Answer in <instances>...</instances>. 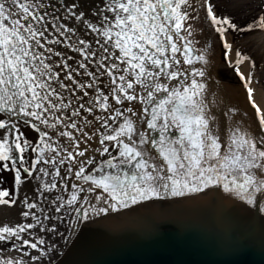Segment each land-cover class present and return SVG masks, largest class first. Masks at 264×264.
Masks as SVG:
<instances>
[{
    "label": "snow or ice",
    "instance_id": "obj_1",
    "mask_svg": "<svg viewBox=\"0 0 264 264\" xmlns=\"http://www.w3.org/2000/svg\"><path fill=\"white\" fill-rule=\"evenodd\" d=\"M220 0H0V264H52L84 221L148 201L222 189L264 212V107L245 82L251 114L222 117L210 91L212 45L264 31ZM231 63V61H229ZM254 69L255 62L251 64ZM246 121H251L248 123ZM253 124L255 127H253ZM31 193V194H29ZM65 231H61V227Z\"/></svg>",
    "mask_w": 264,
    "mask_h": 264
},
{
    "label": "water",
    "instance_id": "obj_2",
    "mask_svg": "<svg viewBox=\"0 0 264 264\" xmlns=\"http://www.w3.org/2000/svg\"><path fill=\"white\" fill-rule=\"evenodd\" d=\"M55 264H264V212L222 189L96 217Z\"/></svg>",
    "mask_w": 264,
    "mask_h": 264
},
{
    "label": "rangeland",
    "instance_id": "obj_3",
    "mask_svg": "<svg viewBox=\"0 0 264 264\" xmlns=\"http://www.w3.org/2000/svg\"><path fill=\"white\" fill-rule=\"evenodd\" d=\"M195 3V0H193ZM221 2V8L220 10L225 15H231L233 17H236L241 22H250L253 15H257L258 13V5L261 3V0H220ZM202 13L200 12V16ZM196 24V33L194 34V38L201 39L202 37V29L204 27L202 17L199 22H194ZM216 38L220 42V46H218V50L220 53V60L214 68H209V71L211 72L212 78H210L209 82L212 84L217 83H227L231 84L232 87L236 90V92H239V90L246 93L245 88V82L240 79L239 75L235 71V68L233 65L236 64V61L240 59V54L247 55L251 57V61H243L238 65L240 69V73H242L246 78L249 75L250 81L251 77H257L258 82L256 84L258 90H263V86L261 84V77H263V65H264V49L260 48L255 51V49L250 45L253 40H257L258 44L261 43L264 40V31H256L249 34H242L237 33L235 37L230 36L229 37V43L233 44V49L231 53L227 56H225V52L222 48V41L219 39L218 35H216ZM199 41V44L197 47L202 48L201 46L202 41ZM212 58V55H211ZM231 61V63H229ZM255 62L256 67L253 69L251 67V64ZM211 67V66H210ZM247 75V76H246ZM248 79V78H247ZM0 181H2V187L5 189H11L12 187V177L10 173H0ZM3 251H7L8 248L0 249ZM60 250V246H59ZM60 251H58L57 254H59Z\"/></svg>",
    "mask_w": 264,
    "mask_h": 264
},
{
    "label": "bare ground",
    "instance_id": "obj_4",
    "mask_svg": "<svg viewBox=\"0 0 264 264\" xmlns=\"http://www.w3.org/2000/svg\"><path fill=\"white\" fill-rule=\"evenodd\" d=\"M201 13H202L201 17L203 20L204 27L202 29V36H201L202 38L201 39L199 38V39L202 41V44H203L201 46L202 48L208 44L212 45V52H211L212 63H211L210 68H214V66H216L220 60V53L218 50V48H219L218 46H220V42L216 38V34L209 30V25L204 20L203 10H201ZM253 17H255V15H253ZM199 39H197V40H199ZM251 46L255 49V51L260 49V48L264 49V40L259 44H258L257 40H253L250 47ZM262 68L264 70V65ZM263 75H264V73H263ZM212 77H213V75L211 76V78ZM247 78H248V80H250L249 75ZM251 78L252 79H251V85L250 86L254 90L253 99H255V101L258 105H260L261 107H264V76L261 77V84L263 86L262 87L263 88L262 93H261V90H258V88L256 86V84L258 82L257 77L255 76V77H251ZM209 85H210V91L216 93V97L218 100V106L214 110L216 111V114L218 116L223 118L225 124L227 123V117L224 116V113L227 111V108H229V107L236 106L241 111L249 112V114H251V112L253 111L250 107V101L247 98V93H245L241 90H239V92H236V90L232 87V85L227 84V83H217L216 82V84H212L211 82H209ZM246 122L251 123V121H246ZM253 127H255L254 124H253ZM29 194H31V193H29ZM21 221H22V217L19 216L17 210L9 209V208L4 207V206H0V226H3L5 224L12 226V225L19 223ZM80 227H81V225H80ZM80 227L72 234L71 238L67 240V243H65L63 240H59L57 238L58 245L60 246V250H59L60 253L55 255V258L52 261V264H55L61 258V256L64 254V252L66 251V249L71 244L74 237L76 236V234L80 230ZM60 230L65 231L63 226L61 227ZM13 257H15L16 259L20 258L19 254L16 253L15 251L11 250L10 248H8L7 251L0 250V259H3V258L11 259Z\"/></svg>",
    "mask_w": 264,
    "mask_h": 264
}]
</instances>
